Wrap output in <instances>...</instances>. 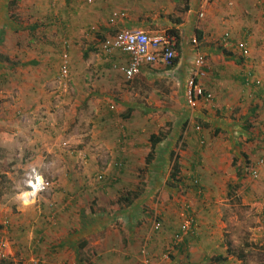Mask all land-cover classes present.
<instances>
[{"label": "rangeland", "instance_id": "obj_1", "mask_svg": "<svg viewBox=\"0 0 264 264\" xmlns=\"http://www.w3.org/2000/svg\"><path fill=\"white\" fill-rule=\"evenodd\" d=\"M23 37L24 34H13L12 48L0 50V212H4L1 223L6 218L12 229L11 254L0 264H65L40 251L52 244L53 235L65 236L66 227L59 228L63 216L77 218L74 214L80 209L87 211L86 218L91 216L89 206L94 198L96 213L103 214L97 216V221H102L105 232L116 233L129 242L137 235L135 258L117 262L143 264L147 257L154 264H193L206 246H218L214 255L222 251L219 244L224 245L226 239L236 253L243 243L252 242L248 251L243 250L246 260L235 257L233 264H264V239L258 246L252 241L264 236V132L249 129V121L240 117L242 107L231 106L221 111L218 105L222 100L215 99L213 106L201 99L195 108H190L181 92L180 75L162 74L166 69L160 68L161 71L155 70L160 73L158 79L147 83L142 81V72L132 81L118 77L123 86L134 84V91L124 96L109 84L110 75L93 74L89 92H97L96 104L81 99L67 104L62 97L54 103L63 110L54 107L46 114H19L16 103L22 87L17 84L16 63L29 56L36 58L35 54L37 60L44 54L47 63L55 58L53 52L39 51L44 44L42 41L40 45V36L34 37L36 43L23 58L22 50L16 48V42H22ZM65 47L63 43L61 53L56 54L61 64ZM55 64L56 59L50 62L48 73ZM57 81V86L63 87L59 77ZM103 83L105 86L101 87ZM32 86L33 83H25L23 91L31 93ZM70 88L67 81V94L63 95H73L67 92ZM45 90L48 95L56 91L55 82L46 84ZM201 102L207 106L198 111ZM3 103L10 113L5 117ZM200 110L210 115L204 116ZM197 126L202 127L201 135L196 132ZM151 134H159L162 142L155 159L147 165ZM104 144L120 145L123 150L119 154L113 148L103 150ZM136 144L143 154L133 157L134 161H126L125 153L128 148L136 149ZM176 159L180 160L181 173L186 178L178 188L170 186ZM262 160L259 177H251L250 169ZM32 164L42 169L52 187L35 204L23 207L18 193L27 190L24 174ZM48 164L52 171H48ZM194 177L200 180L199 185ZM64 190H74L69 196L76 200L74 206L66 205ZM87 190H104L103 197L88 195ZM129 190L136 194L131 207L121 201ZM53 208L58 213L54 214ZM189 212L197 225L182 243L176 244L174 237ZM156 218L162 224L158 231L153 227ZM94 227L86 224L83 230L97 240L104 234L100 233L102 228L94 233ZM192 232L200 240L194 239ZM38 238L43 241L38 242Z\"/></svg>", "mask_w": 264, "mask_h": 264}, {"label": "crops", "instance_id": "obj_2", "mask_svg": "<svg viewBox=\"0 0 264 264\" xmlns=\"http://www.w3.org/2000/svg\"><path fill=\"white\" fill-rule=\"evenodd\" d=\"M52 1L2 0L0 2V50L6 51L12 48L13 34H24L22 42H16V48L22 50L20 54L24 58L27 56L28 49L36 43L34 37L40 36L39 43L41 45L44 41V44L39 51L41 53L46 51L50 54L53 52L55 58L51 61L56 59V64L50 73L47 69L50 70L51 61L47 63L44 54L40 60L36 59L37 55L35 54L36 58H29V56L24 58L21 63H16L18 65L16 80L18 86L22 87V92L17 97L18 103H16L19 114L26 116L46 114L54 107L63 110V107L55 106L56 103H54L55 100L59 102L63 98L67 104L78 99L87 101L90 105L96 104L94 95L97 92L94 94L89 92L91 80L94 78L93 74L95 76L110 75L109 84L117 92H120V96L129 94L134 91V84L123 86V80L118 81V77L127 79L117 69V67L128 65L129 57L120 51H115L111 55L104 54L101 51L102 43L115 37L119 31L124 29L148 33L164 31L171 33L174 31L177 33L172 34L176 39V52L179 60L177 66L169 69L162 64L147 65L142 69L144 79L142 81L147 83L153 78L158 79L160 73L155 70L165 68L166 72L162 71V74L180 75L181 92L185 98L187 84L191 78L196 76V58L202 54L206 58L207 66L205 76L198 77L197 81L207 92L213 94L212 102L214 103L215 99L218 102L222 100L218 105L222 109L221 111L228 110L231 106L243 108L244 112L240 117L249 121L247 123L249 129L264 132V0H92L91 3L88 0ZM115 13H125L126 17L114 19ZM226 34L229 35V41L226 40ZM193 40H197V43L194 44ZM238 42H245L248 45L249 58L245 59L237 50ZM63 43L68 44L65 49L68 48L70 55V78L68 81H70L71 88L67 92L68 94L70 91L73 93V95L67 96L63 95L67 94L64 87L57 86L59 85L57 79L61 75L59 68L61 59L60 56L56 57V54L61 53ZM36 67H40V70H36ZM113 70L117 73L113 74ZM53 82H55L57 90L48 95L46 90L43 91V88L46 84ZM25 83H33L29 90L31 93L27 94L23 91ZM103 86H105L104 83L101 84V87ZM126 103L124 101V104ZM205 104L201 102L198 111L201 107L205 109L207 106ZM246 105L245 110L244 106ZM2 107V116L10 114L6 103H3ZM231 109L233 110V108ZM200 111L204 116L210 115L205 110ZM218 113L225 115L221 112ZM202 138L200 136L199 140ZM201 142L203 143L202 140ZM101 147L103 150L113 148L117 154L123 150L120 145L110 147L108 144H104ZM135 147L136 149L128 148L124 156L126 161H134L133 157L143 154V150H137V144ZM33 166L35 164L29 166L27 170ZM38 168L42 172V169ZM51 168L52 166L48 164V171H52ZM196 179L194 177V181ZM178 185L176 188L179 187ZM103 191L87 190L86 194H94L95 197L102 198ZM58 192L57 190L56 193ZM64 192L66 205L74 206L76 200L69 199L74 190H64ZM21 194L18 193L20 199ZM96 203L97 200L94 198L92 206H89L92 215L87 218L85 216L87 211L84 213L82 209L77 215L74 214L77 218L58 217L59 220L62 218L59 228L66 227L65 236L53 235L52 237L55 238L51 240L52 244L40 252L45 253L52 260L58 262L63 260L62 262L65 264H99V260H103L100 264H123L122 260H133L137 235L132 237L130 243L116 233L105 232L102 221H97V216L102 217L103 214L96 213L95 207H93ZM133 205L135 204L132 203L130 206ZM23 207H27V205ZM67 208L71 210L72 207L68 206ZM87 208L85 206V210ZM53 211L54 214L58 213V210L55 211L54 208ZM3 215L4 212L2 214L0 212V229L3 228V223L6 220L5 218L1 223ZM129 218L133 221V217L129 216ZM52 219L57 221L55 218ZM208 222L211 223V221ZM86 224L95 226L93 232L96 234L102 228L100 233L104 235L98 236L97 240L88 237L83 230ZM70 227L77 228V230H70ZM192 234L194 239L200 240L201 237L197 233L192 232ZM263 239L264 236H258L252 241L258 246V244H263ZM224 240V245L223 243L219 244L222 251H218L219 253L214 255L218 246H206L199 251L198 259L193 261V264H214V261L217 264H233L232 261L235 257L243 261L246 260L243 250L248 251L250 249L248 245H252V242L243 243L242 248L240 247L236 253L231 250L229 242ZM42 241V238H38V242ZM89 249L91 250L89 251ZM118 259L122 260L117 262Z\"/></svg>", "mask_w": 264, "mask_h": 264}, {"label": "built area", "instance_id": "obj_3", "mask_svg": "<svg viewBox=\"0 0 264 264\" xmlns=\"http://www.w3.org/2000/svg\"><path fill=\"white\" fill-rule=\"evenodd\" d=\"M87 1V0H84ZM92 2V0H88ZM203 16V14H201ZM125 13H115L114 19H124ZM226 40L229 41V35L226 34ZM194 44L197 40H193ZM65 46L68 44L65 43ZM237 50L241 55L247 59L250 56V49L245 42H238L236 44ZM101 51L106 55H111L115 51H120L129 57V63L126 66L117 67L123 73L128 81L133 80L136 76L141 74L142 69L149 65L162 64L169 66L177 57L176 52V39L175 36L169 32L148 33L145 31L124 29L119 31L115 37L105 40L102 43ZM70 55L68 48L63 53V63L61 66L60 83L64 89H67V81L70 78ZM197 72L196 76L191 78L187 84L186 102L190 108H195L198 102L203 99L211 103L214 99L213 94L206 92L205 89L199 84L198 77L205 76V68L207 61L205 56L199 54L196 58ZM259 84V82H258ZM201 132V128L197 127ZM199 132V133H200ZM263 160L257 164L256 167L250 169V176L253 178L259 177V165ZM101 179V178H100ZM27 190L21 194V203L23 205H31L36 202L37 197L48 193L52 187V182L46 179L37 166L30 167L24 174V180ZM198 183V179L195 180ZM195 225V218L189 212L183 223L180 226V234L175 239V243H180L183 238L190 233ZM154 230L161 229L162 224L156 218L153 224ZM10 222L6 219L3 223V228L0 229V261H7L11 254V243L9 240ZM145 253V251H144ZM143 264H154L147 257L144 259Z\"/></svg>", "mask_w": 264, "mask_h": 264}, {"label": "trees", "instance_id": "obj_4", "mask_svg": "<svg viewBox=\"0 0 264 264\" xmlns=\"http://www.w3.org/2000/svg\"><path fill=\"white\" fill-rule=\"evenodd\" d=\"M171 34H177L176 32H174V31H171ZM69 51V50H68ZM178 58L176 57L174 60H173V62H172V64L171 65H169V66H166L167 68H169V69H173V68H175L176 66H177V64H178ZM62 63H63V61H62ZM61 66H62V64H61ZM69 67H70V65H69ZM60 78V77H59ZM59 82H60V80H59ZM206 91V90H205ZM207 92V91H206ZM186 98V97H185ZM187 103V102H186ZM197 127H200V126H197ZM197 127H196V130H197ZM201 128V131H202V127H200ZM196 132H200V131H196ZM162 142V138L160 137V135H151V137H150V143H151V149H150V152H149V154H148V156H147V159H146V164L147 165H150L152 162H153V160L155 159V155H156V153H157V148H158V145L160 144ZM182 165H181V163H180V160H175V162H174V166H173V172H172V175H171V182H170V186L171 187H176L179 183H181V182H184L185 181V176H183L182 175ZM180 176V177H179ZM200 181V180H199ZM199 181H198V183H196V184H198L199 185ZM195 182V181H194ZM133 195H136V194H133V193H131V191H129V193L128 194H126V197L123 199V200H121V201H125V202H127V205H128V207H131L130 205H132V203H133ZM134 198H137V196H134ZM123 203V202H122ZM178 234H180V230L178 231V233H177V235H175V237H174V241H175V239H176V237L178 236ZM185 238V237H184ZM184 238H183V240L180 242V243H182L183 241H184ZM179 244V243H178Z\"/></svg>", "mask_w": 264, "mask_h": 264}]
</instances>
